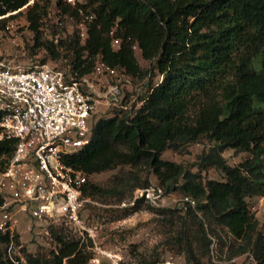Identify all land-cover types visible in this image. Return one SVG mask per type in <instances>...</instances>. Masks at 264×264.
<instances>
[{
	"label": "trees",
	"instance_id": "trees-1",
	"mask_svg": "<svg viewBox=\"0 0 264 264\" xmlns=\"http://www.w3.org/2000/svg\"><path fill=\"white\" fill-rule=\"evenodd\" d=\"M29 0H0V15L23 7ZM77 8L56 1L57 15L69 14L86 22V37L41 40L42 19L48 14L49 0L27 11L34 43L30 55L43 49V63H66L76 79L93 70L97 58L108 67L136 78L149 75L130 110L117 108L111 117L93 122L90 143L66 163L88 176L118 166H143L155 176L136 179L135 189L161 188L163 194L179 190L194 201L173 209L155 207L137 198L130 210L145 205L157 214L185 210L202 228L200 212L243 241L240 253L248 252L254 264H264V233L249 212L247 198L264 196V0H83ZM113 40L118 47L113 48ZM137 47L150 69L142 71L134 53ZM157 72L160 80L153 84ZM205 138L213 143L198 165L205 171L220 170L224 180L206 179L182 163L163 160L167 149L178 150ZM16 141L0 140V166L10 157ZM225 148L248 152L250 157L229 166L220 156ZM103 190L87 183L83 194ZM146 202V203H145ZM2 198L0 197V205ZM186 225V224H184ZM184 226L176 244L184 249L188 264H198L190 239L195 231ZM57 250L38 246L25 254L23 264H86L78 240H66L50 226ZM18 234L0 231V264H21L10 256L11 244L19 245ZM206 244L210 240L205 238ZM154 262H146L153 264Z\"/></svg>",
	"mask_w": 264,
	"mask_h": 264
},
{
	"label": "built area",
	"instance_id": "built-area-1",
	"mask_svg": "<svg viewBox=\"0 0 264 264\" xmlns=\"http://www.w3.org/2000/svg\"><path fill=\"white\" fill-rule=\"evenodd\" d=\"M32 1L0 15V140L16 141L10 157L0 166V231L15 234L18 230L13 212L16 207L45 223L46 228L64 223L92 240V251L98 257L90 261L106 259L119 264L116 255L98 246L97 227L83 217L86 205L92 202L83 194L89 176L66 163L67 157L90 143L94 116L101 106L122 108L123 91L113 79L119 70L97 58L93 70L76 79V74L63 66L40 63L41 49L33 55L34 61L26 63L34 34L20 12ZM63 2L83 15V0ZM91 19L85 16L80 22L82 41L86 22ZM48 40L57 42L52 36ZM149 189H153V195ZM140 190L134 201L144 197L155 207H167L161 188ZM175 203L177 207L186 203L194 206L188 197Z\"/></svg>",
	"mask_w": 264,
	"mask_h": 264
},
{
	"label": "rangeland",
	"instance_id": "rangeland-1",
	"mask_svg": "<svg viewBox=\"0 0 264 264\" xmlns=\"http://www.w3.org/2000/svg\"><path fill=\"white\" fill-rule=\"evenodd\" d=\"M37 1L40 5L45 3V0H33L20 12V16L27 19L28 9ZM49 1V12L42 19L41 40L46 41L49 36L57 38V40L65 39L75 32H80V20L69 14L58 16L55 8L57 0ZM112 44L113 48L116 49L119 43L117 40H113ZM41 50V53L36 51L41 55L40 61L44 57V51ZM134 53L141 70L143 72L149 70L150 62L142 58L137 47L134 48ZM33 55H30L29 52L26 54V63L34 61ZM43 63L49 66H63L70 72L66 63L59 62L55 64L49 60H45ZM148 78L149 75H147V78L145 76L136 78L121 71L118 72L117 77L113 79L119 83L123 91L121 109L127 108L130 110L132 108L137 100L138 92ZM160 79V75L154 72L152 83L155 84ZM116 110L117 108L113 106H101L99 113L94 116L93 122L101 117H111ZM212 146V142L201 138L197 142L190 143L178 150L167 149L161 154V158L189 165L191 171L199 174L203 181L206 179L222 181L224 178L220 170L205 171L198 165L201 158L209 152ZM220 156L229 166H237L250 157L248 152L231 148L221 150ZM144 178H148L150 183L153 184L157 182L152 172L143 166L130 167L123 165L89 176L88 183L103 190L101 194L89 196L92 202L87 204L83 211V217L87 223L96 226L98 229L95 242L100 248L116 255L119 258V264H146L149 261L154 262L153 264H188L187 252L184 249L180 251L169 249L168 244L177 245L176 240L181 236L184 226L190 228L192 222L198 224L197 220L188 217L185 210H179L175 214L160 215L145 205L132 212L129 207L134 204V195L140 193L141 190L137 188L131 192L130 186L136 179L142 180ZM148 191L153 195V189ZM182 197L183 194L179 190L165 195L164 201L168 205L164 208L173 209L177 207L174 204ZM246 202L250 214L257 222V230L264 233V196L247 198ZM13 212L18 221V230L15 233L18 234L20 242L18 246L11 244L9 247L8 252L14 260L18 258L21 264L25 263V254H34L38 246L43 247L46 251L57 250L56 240L50 235V229L46 228L45 223L32 219L30 215L18 211L16 207ZM197 218L201 222L202 228H198L196 225L192 227L191 229L195 231L196 237L191 238L189 241L192 255L198 264H254L253 258L249 256L248 252H239L243 241L232 236L227 228L213 223L200 212H197ZM28 227L31 229L28 230ZM53 227L57 228L58 234L66 240L79 241L82 253L88 257L86 264H111L106 259H99V263L90 261L91 258L98 257L92 251L94 247L92 240H88L64 223ZM205 238L210 240L209 244H206Z\"/></svg>",
	"mask_w": 264,
	"mask_h": 264
}]
</instances>
